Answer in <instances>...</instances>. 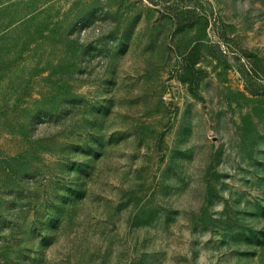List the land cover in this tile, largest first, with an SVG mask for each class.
I'll list each match as a JSON object with an SVG mask.
<instances>
[{"label":"rangeland","instance_id":"1","mask_svg":"<svg viewBox=\"0 0 264 264\" xmlns=\"http://www.w3.org/2000/svg\"><path fill=\"white\" fill-rule=\"evenodd\" d=\"M0 0V264H264V0Z\"/></svg>","mask_w":264,"mask_h":264},{"label":"trees","instance_id":"2","mask_svg":"<svg viewBox=\"0 0 264 264\" xmlns=\"http://www.w3.org/2000/svg\"><path fill=\"white\" fill-rule=\"evenodd\" d=\"M150 2H153L154 4H157L156 2V0H149Z\"/></svg>","mask_w":264,"mask_h":264}]
</instances>
